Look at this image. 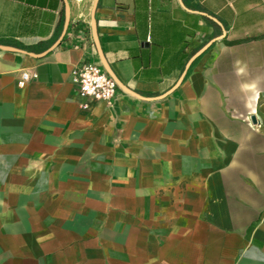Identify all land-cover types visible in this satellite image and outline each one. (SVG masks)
Listing matches in <instances>:
<instances>
[{
  "label": "crops",
  "instance_id": "crops-1",
  "mask_svg": "<svg viewBox=\"0 0 264 264\" xmlns=\"http://www.w3.org/2000/svg\"><path fill=\"white\" fill-rule=\"evenodd\" d=\"M95 2L0 0V264H264V0Z\"/></svg>",
  "mask_w": 264,
  "mask_h": 264
},
{
  "label": "built area",
  "instance_id": "built-area-1",
  "mask_svg": "<svg viewBox=\"0 0 264 264\" xmlns=\"http://www.w3.org/2000/svg\"><path fill=\"white\" fill-rule=\"evenodd\" d=\"M37 73H23L19 85L36 78ZM72 81L81 98L80 107L88 109L93 101H105L112 103L117 95L118 84L97 62L84 61L74 67Z\"/></svg>",
  "mask_w": 264,
  "mask_h": 264
},
{
  "label": "water",
  "instance_id": "water-1",
  "mask_svg": "<svg viewBox=\"0 0 264 264\" xmlns=\"http://www.w3.org/2000/svg\"><path fill=\"white\" fill-rule=\"evenodd\" d=\"M96 4H97V0L95 2V5H94V8L96 7ZM68 14H67V17H66V25H65V28L67 27L68 25ZM92 29H93V36H94V40H95V43H96V46H97V49H98V53H99V56L102 60V63L104 65V67L106 68V70L110 73V75L119 83L120 86L123 87V84L119 81V79L116 77V75L113 73L112 69L110 68L109 64L107 63L104 55H103V52L101 50V47L99 45V41H98V36H97V29H96V24H95V21L93 20L92 22ZM255 115H252L251 119L252 121H256L255 119Z\"/></svg>",
  "mask_w": 264,
  "mask_h": 264
}]
</instances>
